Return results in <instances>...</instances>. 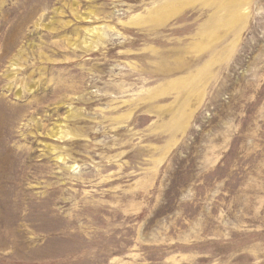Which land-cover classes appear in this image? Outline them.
<instances>
[{"label":"rangeland","instance_id":"obj_1","mask_svg":"<svg viewBox=\"0 0 264 264\" xmlns=\"http://www.w3.org/2000/svg\"><path fill=\"white\" fill-rule=\"evenodd\" d=\"M0 264H264V0H0Z\"/></svg>","mask_w":264,"mask_h":264},{"label":"bare ground","instance_id":"obj_2","mask_svg":"<svg viewBox=\"0 0 264 264\" xmlns=\"http://www.w3.org/2000/svg\"><path fill=\"white\" fill-rule=\"evenodd\" d=\"M32 91V90H31ZM55 134V133H54ZM61 157V156H60Z\"/></svg>","mask_w":264,"mask_h":264}]
</instances>
